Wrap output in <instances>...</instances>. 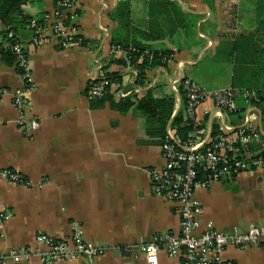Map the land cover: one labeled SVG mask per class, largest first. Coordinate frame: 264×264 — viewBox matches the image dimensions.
<instances>
[{
  "label": "crops",
  "instance_id": "crops-1",
  "mask_svg": "<svg viewBox=\"0 0 264 264\" xmlns=\"http://www.w3.org/2000/svg\"><path fill=\"white\" fill-rule=\"evenodd\" d=\"M257 1L214 0L209 6L205 0H131V26L151 38L138 33L137 37L152 49L170 53L166 66L147 71L144 84L137 81V69L127 62V55L112 50L115 38L125 36L112 18L121 0H77L76 23L79 36L90 42L86 46L80 37L79 45L70 49L51 40L36 48L33 29L20 26L17 35L26 48L25 66L21 58L7 62L0 54V88L8 90L0 93V171H19L29 185L0 178V212L7 215L0 228V251L8 256L4 264H16L9 256L13 250L43 251L37 235L69 239L76 223L84 238L103 253L91 260L77 257L54 264H147L141 244L180 232L178 205L153 190L151 170L165 165L159 122L140 110L137 101L152 89L159 97L176 95L174 115L184 111L182 91L172 86L183 74L209 90L247 89L258 36ZM23 9L44 20L55 3L28 0ZM99 67L107 76L118 72L123 81L112 84L104 96L90 99L89 84ZM25 86L31 87L27 106L19 110L14 93ZM121 90L131 93L121 97ZM125 99L134 103L129 110L114 106ZM237 102L243 111L225 113L221 119L206 113L212 104L205 103L197 123L209 135L223 122L240 126L247 104L242 96ZM249 109L257 112V136L239 152L262 155L264 113L255 105ZM196 195L203 206L202 229L210 223L226 233L264 227L260 169L199 186ZM224 257L235 264H264V244L230 247ZM159 262L185 264L164 250ZM19 264L46 263L34 255Z\"/></svg>",
  "mask_w": 264,
  "mask_h": 264
},
{
  "label": "built area",
  "instance_id": "built-area-1",
  "mask_svg": "<svg viewBox=\"0 0 264 264\" xmlns=\"http://www.w3.org/2000/svg\"><path fill=\"white\" fill-rule=\"evenodd\" d=\"M54 3V11L45 16V26L31 22L30 27L35 34L32 45L36 48L41 47L51 40L65 49L78 46L80 30L76 23L77 0H54ZM8 47L13 48L17 57L21 58L22 65L25 66L23 62H25L26 48L14 31H9L6 36H0V49ZM112 50L127 55L126 50L121 46L113 45ZM139 61L141 62L142 58ZM179 65L181 67L183 63L180 62ZM99 70L98 75L91 77L90 99L104 96L111 86L106 72L102 67H99ZM136 71L135 73L138 74ZM172 86L173 90L182 91L184 94V115L188 122L199 125L197 123L199 110L207 102L212 105L206 109V113L211 111L220 119L225 113L237 112L240 109L237 102L240 96L247 104L246 115L240 126L223 122L220 130L215 134L209 135L204 130H196L191 133L193 138L189 140H183L170 126L167 128L162 145L165 165L162 169L151 170L152 184L156 196L174 201L178 205L182 214L181 228L178 233H166L151 242L141 244L139 251L145 255L147 264H160L159 254L162 250L172 257L183 258L185 264H235L224 257L226 250L230 247L246 248L264 244V227L252 225L246 232L226 233L210 223L202 229L203 206L196 195V190L199 186H209L226 176H235L241 172L254 169L264 172V154L239 153L242 151L240 146L242 149L246 147L247 150V145L257 136L253 129L257 112L249 109L254 94L249 90L243 91L235 87L209 90L185 74L180 75ZM30 89L31 87L25 86L15 91V106L19 110L26 108L27 91ZM0 93H8V90L0 88ZM130 93L127 90L119 92L121 97H126ZM200 165L205 171L210 172L203 181L198 180ZM0 178H6L17 185H29L25 177L15 170L0 171ZM6 217L4 211L0 212V228ZM73 231L69 239L63 240L46 234L37 235L36 242L38 246L44 248L43 251L40 248L33 250L29 247L19 251L13 250L9 256L16 264L29 260L34 255L41 257L46 264H54L77 257L91 260L103 253L102 248L92 245L84 238L80 224L76 223ZM7 257L0 251V264H4Z\"/></svg>",
  "mask_w": 264,
  "mask_h": 264
},
{
  "label": "trees",
  "instance_id": "trees-1",
  "mask_svg": "<svg viewBox=\"0 0 264 264\" xmlns=\"http://www.w3.org/2000/svg\"><path fill=\"white\" fill-rule=\"evenodd\" d=\"M27 1L28 0H0V21L4 24V29L0 30V36H6L9 31H14L15 34H17L19 33L20 26H29L32 21L39 26L44 25L43 18L36 19L24 12L23 6ZM205 2L209 6L214 4V0H205ZM131 13V1H121L112 13V18L125 30V36L122 35L119 38H115L113 44L121 46L126 50L127 62L129 61L138 71L137 81L140 84H144L146 82L147 71L152 68L166 66L170 59V53L165 50L152 49L137 37L138 33L141 37L151 38L148 35H144V32H141V30L139 31L131 26ZM257 21L258 36L255 37L253 42V57L251 62L253 71L251 82L250 85L246 86L247 89L240 90H249L252 92L254 95L251 97V104L258 107L264 113V0L257 1ZM12 43L14 44L15 42L13 41ZM81 43L83 46L90 44V42L84 38H82ZM0 54L4 61L14 62L18 60L12 47L0 49ZM140 58H142L141 62L139 61ZM18 70L21 74H26L25 70L22 68L19 67ZM108 78L111 85L114 83L121 84L123 81V76L118 72H109ZM181 94H183V92H181ZM182 97L185 101L184 94ZM133 104L134 103L130 100L125 99L121 103V106L116 103H114V106L126 111L129 110ZM175 106V94L159 97L154 94L152 89H149L146 95L137 101V107L140 110L147 116L154 117L158 120L160 134L163 138L169 126L173 128L183 140L192 139L193 136L191 133L193 131H203L204 126L196 125L185 120L183 110L174 115ZM242 111L241 109L230 114L237 113L238 115V113ZM240 118H242V116H240ZM202 150H205V148H202ZM209 173V171H205L204 167L200 165L198 180H206Z\"/></svg>",
  "mask_w": 264,
  "mask_h": 264
}]
</instances>
